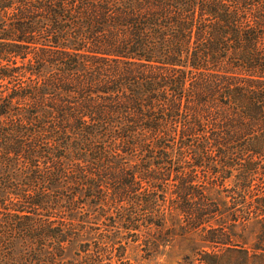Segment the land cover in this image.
I'll return each instance as SVG.
<instances>
[{
    "label": "trees",
    "instance_id": "trees-1",
    "mask_svg": "<svg viewBox=\"0 0 264 264\" xmlns=\"http://www.w3.org/2000/svg\"><path fill=\"white\" fill-rule=\"evenodd\" d=\"M169 217L264 264V0H0V264H132Z\"/></svg>",
    "mask_w": 264,
    "mask_h": 264
},
{
    "label": "rangeland",
    "instance_id": "rangeland-1",
    "mask_svg": "<svg viewBox=\"0 0 264 264\" xmlns=\"http://www.w3.org/2000/svg\"><path fill=\"white\" fill-rule=\"evenodd\" d=\"M227 188V187H226ZM213 199L214 200H227V192H223L222 188L215 187L213 189ZM177 212H174L176 215ZM169 217L168 225L166 229H170L175 226L174 237H172V242L162 244L159 248L146 249L144 239L141 238L138 242H129L127 246V258L132 264H203L199 261L198 253L201 251L208 252H224L220 247H213L203 241V232L200 230L198 232L184 233L181 231L180 226L183 222L178 217L176 225L171 222ZM216 225V223H214ZM227 229V228H226ZM234 233H232V238L235 245L243 246L247 249L254 247L255 245L264 248V241L259 239L261 234V224L258 220H251L245 226H238L232 228ZM88 236L94 235L88 230ZM156 234V235H155ZM163 233L153 230L151 236L161 238ZM86 239V238H84ZM75 240L72 244L68 246L66 254L64 256L65 260H70L75 257V253L78 251V244L81 241Z\"/></svg>",
    "mask_w": 264,
    "mask_h": 264
}]
</instances>
